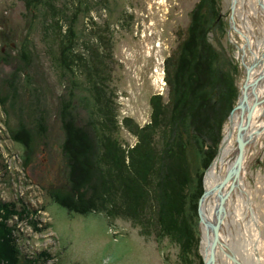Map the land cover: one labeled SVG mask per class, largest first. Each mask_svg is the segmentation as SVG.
<instances>
[{"label":"rangeland","instance_id":"obj_1","mask_svg":"<svg viewBox=\"0 0 264 264\" xmlns=\"http://www.w3.org/2000/svg\"><path fill=\"white\" fill-rule=\"evenodd\" d=\"M87 1L88 12L81 13L76 24L82 43L80 50L84 49V41L97 44L94 32L103 35L101 44L108 52V71L112 76L110 86L114 90L117 118L121 124L119 138L124 146H133L138 138L127 127L126 119L145 125L151 121L152 97L160 94L165 102L169 101L167 76L173 70L171 58L175 60L193 13L202 0ZM57 2L75 8L79 0ZM216 2L223 26H215L209 37L220 53L221 62H227L225 69L231 67L229 61L237 64L233 74L238 95L232 110L238 103L246 77L245 59L242 61V55L245 58L242 45L246 42L243 32L250 28L243 25L238 14L235 15L236 28L232 26L233 0ZM32 13L21 0H0V95L8 97L6 105L0 103V200L16 201L19 206L24 203L36 211L28 218L32 220L31 224L27 220L18 223L24 253L33 256L46 249L52 257L45 264H183L180 245L169 236H159L153 208L149 210L150 215L144 212L141 221L135 222L122 216L107 219L104 213L98 212L70 213L50 198L48 189L53 186L51 183L65 182L68 177L62 148L66 135L60 108L62 98L69 97L73 85L68 81L69 73L64 77L54 58L56 51L43 36V19ZM249 21L251 30L261 37L262 17L251 12ZM26 49L32 54L29 60L23 54ZM248 58L251 60L252 56ZM14 74V83L18 85L17 98L13 97L14 91L10 87ZM84 86L76 90L72 99L77 112L87 121L93 107L78 102V97L87 93ZM231 110L226 116L222 139L213 159L231 124ZM40 112L46 117L45 133L35 122ZM20 122L26 123L34 132V150L28 163L25 147L13 136ZM235 139L236 131L233 144ZM210 147H206L208 151ZM189 148L192 168L199 171L201 158L194 144ZM229 165L232 162L223 169L224 176ZM208 167L202 175L203 187L204 178L207 187L205 173ZM242 178L240 187L246 191L236 188L231 194L221 231L238 257L251 263L255 262L254 254L259 252L260 264H264V135L248 144ZM202 229L199 217L201 255L204 250ZM191 259L198 263L196 256L191 255ZM217 264L225 263L218 258Z\"/></svg>","mask_w":264,"mask_h":264},{"label":"trees","instance_id":"obj_2","mask_svg":"<svg viewBox=\"0 0 264 264\" xmlns=\"http://www.w3.org/2000/svg\"><path fill=\"white\" fill-rule=\"evenodd\" d=\"M21 1L28 12L43 19V36L56 51L54 58L64 77L69 73L68 81L73 85L60 108L68 177L65 182L51 183L50 198L70 213L98 212L107 219L122 216L135 222L153 208L159 236H169L180 245L183 264H195L191 255L198 258L197 264H203L198 230L202 175L216 154L226 116L238 95L233 74L237 64L229 61L231 67L225 69L227 62H221L209 37L215 26H223L216 0L198 4L177 56L171 58L169 101L160 94L153 96L151 121L145 125L126 119L127 127L138 138L133 146H124L119 138L121 124L110 86L108 52L101 44L103 35L94 32L97 44L84 41L80 50L76 24L79 15L88 12V1L79 0L75 8L57 0ZM23 54L27 60L32 57L30 49ZM15 79L14 74L10 82L13 97L18 93ZM82 85L87 93L80 95L78 102L93 107L87 121L72 99ZM7 100L0 95L2 105ZM35 122L42 132L47 131L44 114L40 112ZM13 132L26 149L28 163L34 150V132L24 122ZM192 144L201 158L200 173L190 161ZM31 213L36 211L24 203L19 206L16 201L0 200V264H45L51 259L46 249L28 256L20 246L18 223H32L28 219Z\"/></svg>","mask_w":264,"mask_h":264},{"label":"bare ground","instance_id":"obj_3","mask_svg":"<svg viewBox=\"0 0 264 264\" xmlns=\"http://www.w3.org/2000/svg\"><path fill=\"white\" fill-rule=\"evenodd\" d=\"M251 12H254L257 16H260L263 19V22H261L260 24V29L262 32L261 37L257 35V32L252 31L253 29L251 30L252 27L251 24L249 23ZM236 14H238L242 18L243 25L246 28H250L248 32L246 31L243 32L246 42L242 45V49L245 53L244 59L246 64L249 66L250 64L255 63L254 67L252 68L249 74V82L251 83V86L248 89V93H249V101L251 103L255 99V95H257L258 100H262L264 98V77H262L264 73V0H236L235 15ZM250 55L252 56L251 60L248 58ZM254 81H257V83L253 88ZM239 122H240V110H236L232 116L231 124L226 129L224 143L221 148V151L214 160L213 164L209 168L208 173L206 175V186H207L206 189H209L212 186H214L216 183H218L224 177L223 169L227 167L226 165H228L229 162H232L233 164L235 160L237 148H236V143L233 144L234 143L233 137ZM253 131H257L254 133V137H253L254 139L257 138L259 135L260 136L264 135V105L263 104H259L257 107H255L252 121L250 124V129H248L247 134ZM230 145H234V146H232L231 148ZM229 166L231 167L232 165ZM242 171H241V177L237 181L234 190L236 188L237 189L239 188L240 190L245 192L246 190L240 187L243 181ZM227 186L229 187L230 183H227L226 187ZM234 190L232 191V193L234 192ZM228 202L229 199L226 204V211H227ZM215 204H216V197L214 192L206 195V197H204L202 201L201 211L204 219V222H202V228H203L202 230L204 231V238H203L204 249L208 244L207 235H209L210 238L214 236L213 225L215 223V216H214V211L210 215V210L211 207H213ZM222 228H223V223L220 228L221 248L219 249L218 252V258L219 260H222L225 264H233L234 261L232 260L231 255L229 254H231L230 253L231 251H234L235 253L236 251L229 245L230 241L221 231ZM256 255L258 259L256 258ZM256 255L254 254L255 262L251 261V263L260 264L261 262H260L259 252H257ZM236 257L239 260H241L242 264H251L238 257L237 253H236Z\"/></svg>","mask_w":264,"mask_h":264},{"label":"water","instance_id":"obj_4","mask_svg":"<svg viewBox=\"0 0 264 264\" xmlns=\"http://www.w3.org/2000/svg\"><path fill=\"white\" fill-rule=\"evenodd\" d=\"M235 5H236V0H233L232 15H231L233 27L235 26ZM234 28H236V27H234ZM242 61H244L243 55H242ZM254 64L255 63H252L248 66L246 64V62H244L246 77H245L244 83L242 85L241 94H240L238 103L231 110L230 115H229V118L231 121L234 112L236 110H240V122L238 123L237 129H236L235 143H236V148H237L236 151L237 152L235 155V160H234L232 166L226 172L225 176L218 183H216L214 186H212L211 188L206 189L205 178H204V191L200 197L199 206H198V213H199L201 223L204 222V219L202 216V211H201L202 201H203L204 197H206V195L214 192L215 197H216V204L214 206V216H215V223L213 225L214 236L212 238H210L209 235H207L208 236V244L206 245L205 249L202 250V255H203V260H204L203 264H217L218 252H219V249L221 248V246H220V243H221L220 242V228L222 226V223H223V220H224V217L226 214V204H227V201L230 197V194L234 190V187H235L237 181L241 177V171L243 169L244 162H245L247 146L250 143V141H252L254 139L253 138L254 133L257 131L250 132L249 134H247V132H248V129H250V124L252 121L253 112H254L255 107H257L259 104L264 105V98L262 100H258L257 95H255V99L251 103L249 101L248 89L251 86V83L249 82V74H250L252 68L254 67ZM262 77H264V73H263ZM256 83H257V81H254L253 88L255 87ZM253 91H254V89H253ZM223 143H224V139L222 141L221 147H220L219 152L217 153L216 157L219 155ZM216 157H215V159H216ZM215 159H213L212 163L208 167V169L205 173V177H206L208 170L211 167V165L213 164ZM227 183H230L229 187L228 186L226 187ZM202 236H203V231H202ZM230 253L231 254H229V255H231L232 260L236 264H242L241 260H239L236 257V253L234 251H231Z\"/></svg>","mask_w":264,"mask_h":264},{"label":"flooded vegetation","instance_id":"obj_5","mask_svg":"<svg viewBox=\"0 0 264 264\" xmlns=\"http://www.w3.org/2000/svg\"><path fill=\"white\" fill-rule=\"evenodd\" d=\"M11 47V46H10ZM3 51H4V48H3Z\"/></svg>","mask_w":264,"mask_h":264}]
</instances>
